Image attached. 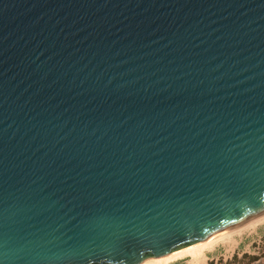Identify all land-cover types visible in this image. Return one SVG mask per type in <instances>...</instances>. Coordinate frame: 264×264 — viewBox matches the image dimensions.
Listing matches in <instances>:
<instances>
[{"label":"water","instance_id":"95a60500","mask_svg":"<svg viewBox=\"0 0 264 264\" xmlns=\"http://www.w3.org/2000/svg\"><path fill=\"white\" fill-rule=\"evenodd\" d=\"M264 213V0H0V264H140Z\"/></svg>","mask_w":264,"mask_h":264},{"label":"bare ground","instance_id":"6f19581e","mask_svg":"<svg viewBox=\"0 0 264 264\" xmlns=\"http://www.w3.org/2000/svg\"><path fill=\"white\" fill-rule=\"evenodd\" d=\"M251 220V219H250ZM249 221V220H248ZM247 222V221H246ZM264 222V213L252 218L250 222L240 224L229 229L214 233L207 238H204L196 243L178 249L162 257H156L140 264H172L180 259L187 257L193 261L191 264H206L207 255L210 251H213L217 246L220 245H233L236 240L244 234L255 228L260 223Z\"/></svg>","mask_w":264,"mask_h":264},{"label":"rangeland","instance_id":"374dc122","mask_svg":"<svg viewBox=\"0 0 264 264\" xmlns=\"http://www.w3.org/2000/svg\"><path fill=\"white\" fill-rule=\"evenodd\" d=\"M251 220L247 222H250ZM254 247H257L256 250L259 251V253L264 252V222L239 236L233 245H220L217 246L213 251H210L207 255V263L210 261H220L233 258L235 255H237V253L253 251ZM190 261L192 262L193 260L187 257L172 264H191L189 263Z\"/></svg>","mask_w":264,"mask_h":264},{"label":"crops","instance_id":"0c3cea01","mask_svg":"<svg viewBox=\"0 0 264 264\" xmlns=\"http://www.w3.org/2000/svg\"><path fill=\"white\" fill-rule=\"evenodd\" d=\"M257 247L253 248V251L243 252V253H237V259H224L221 261V264H264V252L259 253V251L256 250ZM247 253L248 255H259L257 259L255 260H248V261H241V258H243L244 254ZM219 261H214L213 264H217ZM209 264V263H206Z\"/></svg>","mask_w":264,"mask_h":264},{"label":"trees","instance_id":"16d2710c","mask_svg":"<svg viewBox=\"0 0 264 264\" xmlns=\"http://www.w3.org/2000/svg\"><path fill=\"white\" fill-rule=\"evenodd\" d=\"M258 256L259 255H248L247 253H245L244 254V256H243V258H241V261L243 260V261H248V260H255V259H257L258 258ZM233 259H237V255H235L234 257H233ZM221 261L222 260H220L217 264H221ZM214 263V261H210L209 262V264H213Z\"/></svg>","mask_w":264,"mask_h":264}]
</instances>
